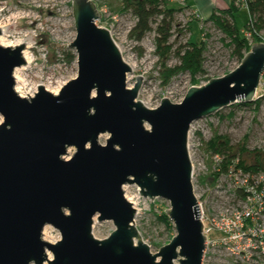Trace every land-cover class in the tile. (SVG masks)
<instances>
[{"label":"water","instance_id":"obj_1","mask_svg":"<svg viewBox=\"0 0 264 264\" xmlns=\"http://www.w3.org/2000/svg\"><path fill=\"white\" fill-rule=\"evenodd\" d=\"M77 75L53 93L14 88L22 48L0 44V264H202L206 237L192 184L187 142L194 120L235 102H250L264 70V42L250 45L228 73L191 85L180 102L156 107L137 99L142 76L130 65L94 0H72ZM104 142L100 138L104 136ZM69 147L74 152L65 158ZM164 198L176 234L155 253L134 224L124 194ZM94 217L110 220L105 238ZM46 224L55 242L42 238ZM47 250L52 253L47 256ZM159 257V259H158Z\"/></svg>","mask_w":264,"mask_h":264},{"label":"rangeland","instance_id":"obj_2","mask_svg":"<svg viewBox=\"0 0 264 264\" xmlns=\"http://www.w3.org/2000/svg\"><path fill=\"white\" fill-rule=\"evenodd\" d=\"M71 1L0 0V25H4L6 41L15 43L24 37H32L34 60L28 65L25 73L26 92L34 94L41 82H45L50 89L59 86L60 89L64 83L77 75L76 52L67 45L76 36ZM94 1L100 12L96 24L110 29L123 59L132 65L131 71L127 73L128 86L134 84L136 75L142 76L137 99L147 107H156L162 97H168L172 102H180L191 85L204 84L210 78L222 76L240 63V56L235 52L234 45L213 22L201 19L192 12L186 0H169L168 6L178 9L169 30V42L174 48L190 41L205 43L204 60L198 72L192 73L180 68L172 75L167 68L179 64V58L174 51L166 59L160 57V50H157L156 46L157 23L152 24L153 30L138 38L133 30L136 18L131 9L126 10L123 7V0ZM242 1L239 0L235 4L231 0L237 9L234 23L251 43L253 38L247 34L246 26L249 11L242 5ZM258 34L264 40V27ZM71 54L75 55V59H69ZM237 103L240 102L225 106L192 122L189 142L194 164L193 185L198 194L203 193V188L206 185L211 186L214 181L211 176L214 164L207 146V141L214 133L227 136L235 150L238 144L245 148V151L237 152L233 158H239V163L240 159H243L244 163L250 164L256 151L264 153V108H261V104L256 107L254 104ZM2 121L3 116L0 114V123ZM104 137L105 135L100 138V142H104ZM74 150V147H69L64 157L69 158ZM123 188L125 196L134 202L133 206L136 208L134 224L144 242L149 245L150 251L157 252L176 234L173 222L169 219V223L161 218L162 212L169 207V202L161 197L150 199L141 195L136 184H125ZM205 195L206 193H203L201 199H204ZM45 226L47 229L43 228L42 238L49 239L50 242L57 241L60 238L59 231L49 224ZM113 229L112 221H98L94 217L92 234L96 238H105ZM46 251L52 256L49 250Z\"/></svg>","mask_w":264,"mask_h":264},{"label":"built area","instance_id":"obj_3","mask_svg":"<svg viewBox=\"0 0 264 264\" xmlns=\"http://www.w3.org/2000/svg\"><path fill=\"white\" fill-rule=\"evenodd\" d=\"M237 1L233 0L235 4ZM242 5L247 8L248 0H243ZM251 22L249 17L248 25ZM247 34L251 35L249 30ZM251 103L256 107L261 104V108H264V72ZM191 131L192 123L187 142L192 163L189 142ZM210 154L214 171L219 174L211 186L203 188V193H206L204 199H201L203 193H196L193 185L206 237L202 264H264V172L240 167L239 158L232 159L223 169L224 156ZM193 179L192 163V184Z\"/></svg>","mask_w":264,"mask_h":264},{"label":"trees","instance_id":"obj_4","mask_svg":"<svg viewBox=\"0 0 264 264\" xmlns=\"http://www.w3.org/2000/svg\"><path fill=\"white\" fill-rule=\"evenodd\" d=\"M169 0H123V7L128 10L131 9L136 18L135 26L133 28L136 36L140 38L146 32L153 30L152 24L157 23L155 31L157 33L156 46L160 57L166 59L173 51L179 58V64L167 68L169 72L175 74L181 68L183 71H191L192 73L198 72L201 69L203 62V54L205 50V43L190 41L180 44L174 48L173 44L169 42L171 33V23L174 19V14L178 10L175 7L168 6ZM249 17L252 22L247 28L253 38L251 43L261 41L258 31L264 27V2L263 0H248ZM237 9L233 2L229 4L226 9L215 10L211 15L205 19L214 23L229 39L231 44L234 45L235 52L240 56V61L246 51L249 50L251 43L242 35L234 23V14ZM158 20V21H157ZM174 48V49H173ZM244 50V52H242ZM70 60L75 59V55L69 56ZM234 104V103H233ZM237 104H252L250 102H240ZM239 145V144H238ZM236 147L230 144L227 136L214 133V135L207 141V146L210 153H219L224 156L221 168L225 169L231 160L237 155V152L245 151L241 146ZM240 159V165L244 169L257 170L260 169L264 172V153L256 151L254 154L253 162L250 164L244 163ZM218 171H213L212 180L218 176ZM161 218L166 222L171 223L167 214L163 211Z\"/></svg>","mask_w":264,"mask_h":264},{"label":"bare ground","instance_id":"obj_5","mask_svg":"<svg viewBox=\"0 0 264 264\" xmlns=\"http://www.w3.org/2000/svg\"><path fill=\"white\" fill-rule=\"evenodd\" d=\"M3 28H4V25H0V44L5 45V46H17L23 42L25 43L23 48H22V51H21L22 57L25 61L24 65L15 67L14 71H13V76H14V80H15L16 91L22 96L29 95L30 92H26L27 87H26L25 73H26L28 65L30 63H32V61L34 60V53H33L34 45H33L32 40H31L32 37L28 36V37H24V39L18 40L15 43H8L4 37L5 36V30ZM128 64L132 68V65L130 63H128ZM263 72H264V70H263ZM38 85H42L45 89H47L53 93H56L60 87L59 86L58 88L50 89L48 86H46L45 82H41ZM140 89H141V86H140L139 90ZM142 103L145 105L144 102H142ZM127 199L129 201H131L132 204H134V202L130 198H127ZM44 229L45 230L47 229L46 226L44 227ZM46 241H50V240L46 239ZM47 256H48V258H51V254L48 251H47Z\"/></svg>","mask_w":264,"mask_h":264},{"label":"crops","instance_id":"obj_6","mask_svg":"<svg viewBox=\"0 0 264 264\" xmlns=\"http://www.w3.org/2000/svg\"><path fill=\"white\" fill-rule=\"evenodd\" d=\"M231 0H186V4L192 12L201 19H207L215 10L226 9Z\"/></svg>","mask_w":264,"mask_h":264}]
</instances>
